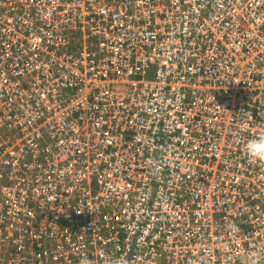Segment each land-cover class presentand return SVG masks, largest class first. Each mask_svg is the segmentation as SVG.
Masks as SVG:
<instances>
[{"label":"built area","instance_id":"2783aa9c","mask_svg":"<svg viewBox=\"0 0 264 264\" xmlns=\"http://www.w3.org/2000/svg\"><path fill=\"white\" fill-rule=\"evenodd\" d=\"M264 0H0V264H264Z\"/></svg>","mask_w":264,"mask_h":264},{"label":"clouds","instance_id":"9594fccd","mask_svg":"<svg viewBox=\"0 0 264 264\" xmlns=\"http://www.w3.org/2000/svg\"><path fill=\"white\" fill-rule=\"evenodd\" d=\"M247 154L254 160H264V136L251 139L245 145Z\"/></svg>","mask_w":264,"mask_h":264}]
</instances>
